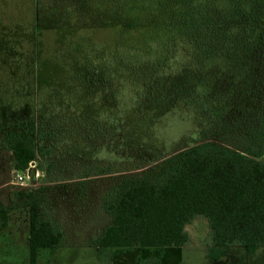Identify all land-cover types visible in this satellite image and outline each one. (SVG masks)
<instances>
[{"label":"trees","instance_id":"16d2710c","mask_svg":"<svg viewBox=\"0 0 264 264\" xmlns=\"http://www.w3.org/2000/svg\"><path fill=\"white\" fill-rule=\"evenodd\" d=\"M35 2L38 14L46 13L35 30L49 32L54 48L45 54L36 45L29 108L37 132L2 134L14 169L26 171L41 155L36 142L52 119L74 122L80 111L95 108L97 87L100 98L117 100V111L137 109L151 92L149 76L169 68L182 49L196 73L194 93L213 125L211 137L109 189L101 208L110 223L90 244L125 252L182 247L185 226L201 216L209 259L232 246L264 249V0H88L81 9ZM16 209L27 211L29 264H37L40 250L53 253L63 245L41 189L12 193L0 204V231Z\"/></svg>","mask_w":264,"mask_h":264},{"label":"rangeland","instance_id":"374dc122","mask_svg":"<svg viewBox=\"0 0 264 264\" xmlns=\"http://www.w3.org/2000/svg\"><path fill=\"white\" fill-rule=\"evenodd\" d=\"M42 1L50 7L81 9L87 8L88 0ZM45 15L38 14L35 0H0V204L7 205L12 193L41 189L44 207L64 234L58 250L39 251L37 264H264L262 247L250 253L232 246L217 259H209V229L201 216L185 226L187 242L182 247L125 252L90 244L110 223L101 208L109 189L125 178L153 172L178 150L211 137L213 125L194 93L196 73L182 49L169 68L152 72L146 84L151 92L137 109L117 111V100L105 94L100 98L97 87L95 108L81 109L74 122L67 117L52 119L51 129L36 142L41 155L28 171L14 169L10 149L2 146V134L16 129L37 132L29 108L36 45L41 43L45 54L54 48L49 32L35 30L39 23L45 24ZM5 45L11 49H4ZM120 91L127 101L125 83ZM112 115L120 122L111 121ZM223 139L234 143L232 138ZM27 238V211L16 209L0 231V264H29Z\"/></svg>","mask_w":264,"mask_h":264},{"label":"built area","instance_id":"2783aa9c","mask_svg":"<svg viewBox=\"0 0 264 264\" xmlns=\"http://www.w3.org/2000/svg\"><path fill=\"white\" fill-rule=\"evenodd\" d=\"M30 167V166H29ZM29 170V168L26 170V171H28ZM23 180V178L22 177H18V182H19V184H21L20 182Z\"/></svg>","mask_w":264,"mask_h":264}]
</instances>
